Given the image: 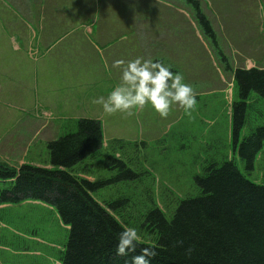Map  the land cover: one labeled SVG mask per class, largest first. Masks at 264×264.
<instances>
[{
	"label": "rangeland",
	"instance_id": "obj_1",
	"mask_svg": "<svg viewBox=\"0 0 264 264\" xmlns=\"http://www.w3.org/2000/svg\"><path fill=\"white\" fill-rule=\"evenodd\" d=\"M198 1L215 33L216 48L203 34L191 5L184 0H98L93 7V15L98 20L104 15L125 17L127 23L122 25L121 34L157 32V26L160 31L168 18L172 20L173 31L185 35L184 43L189 39V49L182 53L183 42L176 36L179 46L174 53L178 58L185 56L186 59H176L175 63L165 62L164 65L170 70L174 67L173 73L179 72L183 82L192 86L197 101L194 108L186 113L173 104L165 118L147 104L140 110L134 109L132 115L102 113L99 120L103 146L73 170L90 180H109L93 193L95 198L102 204L104 201H118L116 212H110L124 226L135 227L140 241H153L141 227L149 209L157 206L170 219L179 199L194 197L198 193L194 178L203 174L204 167L211 162L220 163L232 158L248 179L257 183L264 181V146L256 156L254 169L247 172L233 151L230 132L231 103L237 100L233 70L236 67L264 66V0ZM107 6L110 14L105 12ZM123 43L125 41L119 40L114 46L123 51L120 48ZM126 43L131 45L127 40ZM146 46L151 47L149 43ZM146 51L142 48L144 59H147ZM137 56L139 52L135 58ZM17 58L20 56L12 57L13 61ZM31 68L28 107L11 101L3 107L8 113L35 114L29 106L34 102L38 104L39 89L34 84L36 74ZM101 75L100 79L86 82L88 96L85 101H82V88L80 94L74 96L79 103L77 117L53 121L52 131L60 132L55 137L75 131L78 116L93 117L95 112H102L100 105L92 103V100L106 96L120 82V74L112 72L108 77L104 69ZM14 87L19 91L15 70ZM9 107L14 110L24 108V111L12 112ZM263 123L264 99L252 93L241 137ZM2 124L0 121V127ZM1 133L2 129L0 144L6 145H0V153L7 154L8 159L0 157V163L15 168L23 160L48 165L44 135L34 137L33 142L30 140V147L22 152L20 147H15L16 151L9 150ZM9 146L13 147V144ZM107 156L123 161L137 176L131 180H116L119 169L104 164ZM67 233V226L59 222L54 209L47 204H1L0 264H60L57 255Z\"/></svg>",
	"mask_w": 264,
	"mask_h": 264
},
{
	"label": "trees",
	"instance_id": "obj_2",
	"mask_svg": "<svg viewBox=\"0 0 264 264\" xmlns=\"http://www.w3.org/2000/svg\"><path fill=\"white\" fill-rule=\"evenodd\" d=\"M184 1L216 48L215 33L199 1ZM233 80L237 87V100L230 108L233 151L250 172L264 146V123L242 137L241 131L252 93L264 99V67H236ZM102 146L100 120L81 117L75 131L47 141L49 167L22 163L15 168L0 163V205L41 202L67 226L66 241L57 255L60 264H126L139 251L115 254V237L125 227L110 212H116L118 201L102 204L93 194L109 180H90L73 171ZM104 164L118 167L116 180L137 176L111 156L105 157ZM194 183L198 193L179 199L170 219L157 206L145 214L141 227L153 241L138 243L156 247L151 264H264V181L248 179L230 158L207 164ZM188 247L190 254L185 253Z\"/></svg>",
	"mask_w": 264,
	"mask_h": 264
},
{
	"label": "crops",
	"instance_id": "obj_3",
	"mask_svg": "<svg viewBox=\"0 0 264 264\" xmlns=\"http://www.w3.org/2000/svg\"><path fill=\"white\" fill-rule=\"evenodd\" d=\"M96 2L98 0H0V121L3 122L0 129L9 150L16 151L20 147L22 152L26 151L30 140L33 142L39 135H44L45 141L55 139L60 132L52 131L53 121L77 117L79 103L74 96L80 94L82 88V101L86 100V82L100 79L104 69L108 77L112 72L120 74V68L113 67L114 60L127 62L134 59L137 52L142 57V48L147 50V59L163 64L186 59L174 53L179 46L176 36L183 42L182 53L189 49V39L184 43L185 35L173 31L172 20L167 18L160 31L157 26V32L121 34L122 25L127 23L125 17L104 15L96 19L93 15ZM105 12L110 14L108 6ZM119 40L125 41L123 47L119 45L123 51L114 46ZM148 43L151 47L146 46ZM23 55L26 57H21ZM14 56L20 58L13 61ZM31 67L36 74L34 84L39 89L38 104L34 102L29 106L35 114L8 113L3 107L11 101L22 107L29 105ZM14 70L19 91L14 87ZM9 110L17 112L24 108L9 107ZM102 113L95 112L93 117L100 119ZM11 144L14 148L9 146ZM0 155L8 159L7 154ZM22 163L49 167V164L26 160Z\"/></svg>",
	"mask_w": 264,
	"mask_h": 264
},
{
	"label": "clouds",
	"instance_id": "obj_4",
	"mask_svg": "<svg viewBox=\"0 0 264 264\" xmlns=\"http://www.w3.org/2000/svg\"><path fill=\"white\" fill-rule=\"evenodd\" d=\"M113 67L120 68V82L106 96H97L92 100V103L100 105L104 114L120 112L132 115L134 109L140 110L147 104L161 118H165L173 104L187 113L197 102L192 86L183 82L179 72L173 73L160 61L137 56L127 62L114 60ZM115 239L117 256H127L139 249L126 264H151L152 258L157 255L155 246L139 245L141 238L135 227L125 226ZM191 251V247L185 249L186 254Z\"/></svg>",
	"mask_w": 264,
	"mask_h": 264
}]
</instances>
